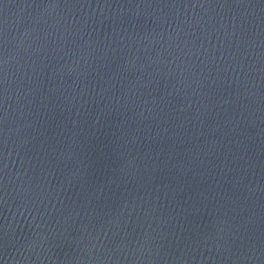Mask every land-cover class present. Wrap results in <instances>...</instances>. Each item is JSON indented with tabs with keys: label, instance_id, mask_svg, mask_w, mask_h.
Instances as JSON below:
<instances>
[{
	"label": "water",
	"instance_id": "95a60500",
	"mask_svg": "<svg viewBox=\"0 0 264 264\" xmlns=\"http://www.w3.org/2000/svg\"><path fill=\"white\" fill-rule=\"evenodd\" d=\"M0 264H264V0H0Z\"/></svg>",
	"mask_w": 264,
	"mask_h": 264
}]
</instances>
